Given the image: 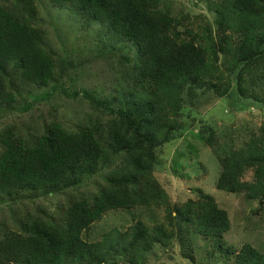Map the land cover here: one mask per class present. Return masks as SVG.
Instances as JSON below:
<instances>
[{
  "label": "trees",
  "instance_id": "16d2710c",
  "mask_svg": "<svg viewBox=\"0 0 264 264\" xmlns=\"http://www.w3.org/2000/svg\"><path fill=\"white\" fill-rule=\"evenodd\" d=\"M39 1L0 0V206L76 193L53 211L33 206L18 230L0 228V264H150L175 244L196 264L197 239L232 264H264V251L225 241L230 214L213 196L200 187L174 200L157 176L165 147L197 131L218 159L216 188L263 212L264 0H190L206 10L197 20L174 0H47L59 18L72 8L99 29L88 56L50 46ZM78 58L105 59L112 91L77 89ZM56 93L86 107L81 120L69 124L55 105L37 111ZM204 104L227 118L257 107L262 125L236 147ZM91 181L95 191L80 192ZM111 211L133 224L90 241Z\"/></svg>",
  "mask_w": 264,
  "mask_h": 264
},
{
  "label": "rangeland",
  "instance_id": "374dc122",
  "mask_svg": "<svg viewBox=\"0 0 264 264\" xmlns=\"http://www.w3.org/2000/svg\"><path fill=\"white\" fill-rule=\"evenodd\" d=\"M174 2L176 11L185 8L186 11H191L189 17L191 20H197L200 18V14L206 13L205 8L194 6L190 0H174ZM39 5L43 11L42 18L46 23L45 28L49 30L51 47L60 51L66 45L70 47L74 45L73 48L77 49L78 52L80 51V53H85L87 56L96 51V42L99 40L95 36L97 27H91L89 30L83 24V18L72 8L67 9L63 17L59 18L57 12L51 9V4L47 0H40ZM63 42L66 43L64 46H62ZM78 61L82 62L79 58ZM77 67L78 71L82 73L80 80L75 81L77 89H87L90 92L103 90V94L107 95L117 82L115 70L108 65L105 59H95L86 65L82 62ZM72 85L67 89L71 90ZM51 105L57 106L63 120L71 125L76 123L77 120H81L83 113L87 110L78 101L68 98L64 94L56 93L52 94L50 100L41 101L38 104L40 109L38 108L37 111L46 110ZM224 105L226 104L224 103ZM202 108H204V113L209 112V115H206L208 122L217 126L218 133H223V137L226 132L234 136L236 147H241L245 142H248L250 135L257 133L262 125L263 116L259 115L257 107L252 106L250 109L237 110L228 118L219 114L216 107L210 109L211 106L207 107L204 104ZM195 135H197V131L185 136L181 141L170 146L169 149L165 147V151L160 156L161 165L157 169V176L163 187L168 190L174 200L184 199L190 194L191 189L203 188L206 193L216 199L221 208L227 210L230 214L232 226L225 236V241L236 247V250L249 243L263 252L264 209L259 214L257 212L253 214L257 203H250L244 194L232 195L216 188L220 166L218 159L210 149L204 147L201 139ZM249 179H251L250 176ZM94 191L95 185L91 181L84 185L80 192L90 193ZM72 193H76V191L69 190L67 194L39 199L36 203L0 206V228L18 230L22 215L34 209L33 206H43L45 208L48 206L49 210L53 211L62 200L67 199ZM156 214L159 219H163L165 215L163 210L157 211ZM144 220L148 225H152L147 217ZM132 224V217L128 213L111 211L101 221L92 226L89 231V240H101L104 234L116 228L123 232ZM193 239L195 241L197 237ZM194 244L196 246V264H232L230 263L231 260L226 259L220 252L213 254L215 242L209 241L206 244L197 239ZM159 255L161 257L159 261L151 256L150 264H192L181 257L180 248L177 244L173 247V251L170 250L165 254L159 253Z\"/></svg>",
  "mask_w": 264,
  "mask_h": 264
}]
</instances>
